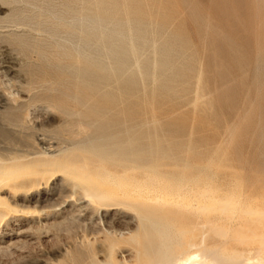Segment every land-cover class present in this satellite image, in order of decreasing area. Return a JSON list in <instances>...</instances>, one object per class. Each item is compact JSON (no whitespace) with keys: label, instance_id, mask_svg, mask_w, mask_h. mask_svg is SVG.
I'll use <instances>...</instances> for the list:
<instances>
[{"label":"rangeland","instance_id":"1","mask_svg":"<svg viewBox=\"0 0 264 264\" xmlns=\"http://www.w3.org/2000/svg\"><path fill=\"white\" fill-rule=\"evenodd\" d=\"M73 169L185 213L209 245L206 221L227 230L248 205L264 226V0H0V264L104 261L108 236L135 232Z\"/></svg>","mask_w":264,"mask_h":264},{"label":"bare ground","instance_id":"2","mask_svg":"<svg viewBox=\"0 0 264 264\" xmlns=\"http://www.w3.org/2000/svg\"><path fill=\"white\" fill-rule=\"evenodd\" d=\"M62 172L72 176L73 187L75 189H80L86 197L85 200L95 205L98 210H115L121 208L132 212L136 218L135 232L129 238L123 239L122 237L118 238L114 235L108 236L110 242L109 247L107 248L106 259L104 261L98 260L94 253H89L91 264H120L115 261L114 254L120 243L123 241L131 244L132 248H134L138 264H264V226L261 225V222L259 224L260 220H258L259 216H257L259 208L257 206L248 205L245 210L243 209V214L249 217V219L244 218L247 219L246 221H244V219L242 220L240 216L237 221H235V215H232V217L230 216L231 218L229 219V222L231 225L227 230L225 227L220 226L221 224L218 225V223H216L217 220L208 219L205 224L211 223L212 230L222 238L221 240L219 239L220 242L209 245L207 244L205 236H202L201 239L197 241L193 232L188 231L189 229H185V223H192L191 221L193 219L189 221V218L182 217L183 213L176 214L168 212L163 207L153 208L143 202L127 197L124 193H115L112 190L104 188L105 186L103 187L101 182L92 180L87 172H82L76 169L70 171L63 170ZM108 177L112 182H116L117 180L111 175H108ZM2 180H5L4 177ZM190 185L192 186L193 184ZM155 186L157 185L155 184ZM155 186L153 185L154 188ZM188 186L187 188L189 189L190 186ZM203 198H205L204 195ZM228 198L230 199L231 197L228 196ZM236 200L237 199H235V201ZM231 204V201H226L223 205L224 207H222V211L227 213L226 210L230 208ZM233 206L234 204H232V207ZM228 213H230V211H228ZM201 215H199V217L197 216V221L202 219ZM261 215H264V213L262 212ZM221 221L224 223V219ZM201 222L198 221L200 225ZM232 225H234V228H232ZM202 227L206 228L207 226L203 225ZM231 229L235 230V235H232L233 237L230 235ZM232 238L237 240L239 245H245L247 242L249 243V241L258 240L262 246L259 248L256 247V249L247 248L246 246V248H242L241 251L233 250L232 253H230L226 249V244L229 242V239L231 240ZM141 258L143 259V263H140L139 261Z\"/></svg>","mask_w":264,"mask_h":264}]
</instances>
